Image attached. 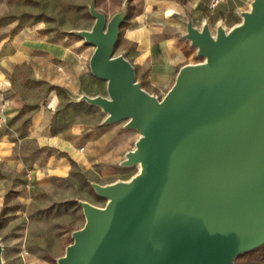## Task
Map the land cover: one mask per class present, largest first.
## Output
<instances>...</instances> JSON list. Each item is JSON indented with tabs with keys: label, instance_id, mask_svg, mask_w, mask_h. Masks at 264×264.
Masks as SVG:
<instances>
[{
	"label": "crops",
	"instance_id": "0c3cea01",
	"mask_svg": "<svg viewBox=\"0 0 264 264\" xmlns=\"http://www.w3.org/2000/svg\"><path fill=\"white\" fill-rule=\"evenodd\" d=\"M79 2L80 14L86 10L90 22L80 19V28L51 29L46 18L19 25L20 18L12 16L0 22V118H19L29 107L23 137L61 151L59 157L47 156L41 167L51 175L67 172L69 159L83 167L128 164L123 160L137 146L141 135L134 133H143V117L186 66L208 63L217 48L213 42L231 32L234 26H225L236 0L215 9L208 0ZM23 67L48 86L33 101ZM172 102L177 111L189 109L179 98ZM251 183L235 205L234 233L243 244L255 239L239 252L258 246L252 259L243 257L244 264H264V179Z\"/></svg>",
	"mask_w": 264,
	"mask_h": 264
},
{
	"label": "water",
	"instance_id": "95a60500",
	"mask_svg": "<svg viewBox=\"0 0 264 264\" xmlns=\"http://www.w3.org/2000/svg\"><path fill=\"white\" fill-rule=\"evenodd\" d=\"M257 11L143 117L133 158L147 157L145 175L99 190L113 201L89 213L60 264H232L253 243L235 239L234 220L251 179H264V84L255 89L264 83L263 5ZM199 82L218 87L210 102L187 91ZM175 98L189 109L177 111ZM243 146L261 158H245Z\"/></svg>",
	"mask_w": 264,
	"mask_h": 264
},
{
	"label": "rangeland",
	"instance_id": "374dc122",
	"mask_svg": "<svg viewBox=\"0 0 264 264\" xmlns=\"http://www.w3.org/2000/svg\"><path fill=\"white\" fill-rule=\"evenodd\" d=\"M79 1L38 0L33 5L31 0H3L0 22L12 16L20 18L19 25L46 18L51 29L80 28V19L85 18V25L90 22L86 10L84 15L80 14ZM254 1L257 0H236L225 29L241 23L243 12L250 10ZM20 73L28 86L30 101L47 89L43 81L31 77L28 68L23 67ZM29 113L28 107L19 118H0V257L3 264H60V258L75 241V232L86 222L83 202L103 207L109 199L93 183L105 185L129 180L138 172L139 164L138 161L129 164L128 158H124L128 164L83 167L69 159L67 172L43 173L45 158L52 154L59 157L61 151L40 147L33 138L23 137ZM134 135L137 138L141 133L136 130ZM199 143L198 140L193 145ZM242 148L239 151H247L245 158L253 159V155L255 159L261 158L257 156L259 150L256 152L251 146ZM214 248L218 253L222 250L220 245ZM257 248L234 253L232 264H244V256L252 259Z\"/></svg>",
	"mask_w": 264,
	"mask_h": 264
},
{
	"label": "bare ground",
	"instance_id": "6f19581e",
	"mask_svg": "<svg viewBox=\"0 0 264 264\" xmlns=\"http://www.w3.org/2000/svg\"><path fill=\"white\" fill-rule=\"evenodd\" d=\"M260 4L261 5H263V7H264V0H257V1H254L253 3H251V5H250V10H248V11H244L243 12V21L241 22V23H239V24H237V25H235L230 31H233V30H235V29H237V28H239V27H242V26H244L246 23H247V21H248V19L249 18H253V17H255L256 16V14H257V10H258V8L260 7ZM220 31H222V30H220ZM263 82H258L256 85H255V89L257 90V89H259V87H262L263 86ZM212 85V86H211ZM211 85H204V84H202L201 82H199V83H197L195 86H190V87H187V91H189L192 95H197V96H199V97H201L205 102H210V99H211V97H215V93H216V89H218V87L215 85L214 86V84H211ZM215 87H216V89H215ZM253 93V92H252ZM249 95H253V94H249ZM238 103V102H237ZM236 105V104H235ZM236 108H237V106H236ZM233 131H235V130H233ZM235 133L237 134L238 132L237 131H235ZM144 138H145V136H144V134L142 133L141 134V136L138 138V140H137V146H136V148L135 149H133L132 150V152H130L129 153V155H128V163H130V162H134V161H138V164H139V169H138V172L135 174V175H133L132 176V178L131 179H129V180H119V181H117V182H114V183H125V182H130V181H132V180H134V179H137V178H139V177H142L143 175H145V173H146V171H147V161H148V159H147V157H141V158H133L134 156H136V154L139 152V151H141L142 150V144H141V141H143L144 140ZM127 163V162H126ZM114 183H112V184H114ZM111 185V184H110ZM95 187L97 188V190H101V189H104V188H106V187H108V186H106V187H102V186H99V185H95ZM113 201V199L112 198H109L108 199V201H107V203H106V205L105 206H103V207H98V206H94V205H92V204H90V203H88V202H83V206H84V209H85V211H86V221L88 220V217H89V213H91V211L92 210H99V209H102V210H105L106 209V207H107V205L109 204V203H111ZM86 223V222H85ZM85 225V224H84ZM84 229V226L81 228V229H79V230H77L76 232H75V237L78 235V233H80V231L81 230H83ZM74 246V243H71L70 245H69V247L67 248V250H66V253L64 254V256L67 254V252L72 248ZM64 256H62V257H64ZM62 257L60 258V259H62ZM0 264H3L2 263V261H1V257H0Z\"/></svg>",
	"mask_w": 264,
	"mask_h": 264
},
{
	"label": "built area",
	"instance_id": "2783aa9c",
	"mask_svg": "<svg viewBox=\"0 0 264 264\" xmlns=\"http://www.w3.org/2000/svg\"><path fill=\"white\" fill-rule=\"evenodd\" d=\"M224 1H226V0H208V7L210 9H215L216 7H218Z\"/></svg>",
	"mask_w": 264,
	"mask_h": 264
}]
</instances>
